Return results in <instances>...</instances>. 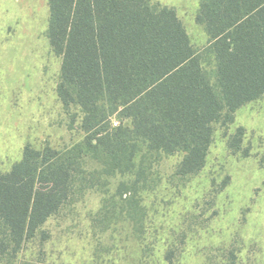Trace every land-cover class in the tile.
<instances>
[{
    "label": "trees",
    "instance_id": "trees-1",
    "mask_svg": "<svg viewBox=\"0 0 264 264\" xmlns=\"http://www.w3.org/2000/svg\"><path fill=\"white\" fill-rule=\"evenodd\" d=\"M48 5L49 43L62 58L57 94L66 109L80 108L85 138L64 152L27 145L21 161L0 173V262L7 264L39 234L48 239L43 227L86 180L87 154L102 158L106 175L126 174L143 143L184 154L177 174L196 175L214 125L232 124L264 95V0H201L196 21L209 37L201 52L176 11L150 0ZM243 136L240 128L229 141L235 153Z\"/></svg>",
    "mask_w": 264,
    "mask_h": 264
},
{
    "label": "rangeland",
    "instance_id": "rangeland-1",
    "mask_svg": "<svg viewBox=\"0 0 264 264\" xmlns=\"http://www.w3.org/2000/svg\"><path fill=\"white\" fill-rule=\"evenodd\" d=\"M200 1L150 0L176 11L199 52L209 41L196 21ZM49 17L48 0H0L1 174L27 145L64 152L85 138L80 108L66 109L57 94L62 58ZM205 66L213 75L212 58ZM240 128L235 153L229 141ZM183 156L140 143L132 171L108 176L102 158L87 154L86 180L43 227L48 239L39 234L14 264H264V95L232 124L214 125L200 173L179 176Z\"/></svg>",
    "mask_w": 264,
    "mask_h": 264
},
{
    "label": "built area",
    "instance_id": "built-area-1",
    "mask_svg": "<svg viewBox=\"0 0 264 264\" xmlns=\"http://www.w3.org/2000/svg\"><path fill=\"white\" fill-rule=\"evenodd\" d=\"M117 125H118V123H117V122H115V123H114V126H117Z\"/></svg>",
    "mask_w": 264,
    "mask_h": 264
}]
</instances>
